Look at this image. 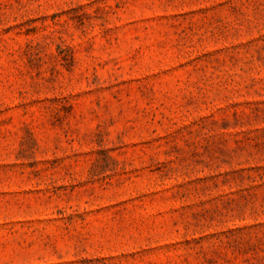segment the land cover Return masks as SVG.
I'll return each mask as SVG.
<instances>
[{"label":"rangeland","instance_id":"374dc122","mask_svg":"<svg viewBox=\"0 0 264 264\" xmlns=\"http://www.w3.org/2000/svg\"><path fill=\"white\" fill-rule=\"evenodd\" d=\"M0 264H264V0H0Z\"/></svg>","mask_w":264,"mask_h":264}]
</instances>
